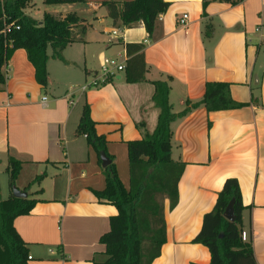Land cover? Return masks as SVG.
Instances as JSON below:
<instances>
[{
  "label": "crops",
  "instance_id": "obj_1",
  "mask_svg": "<svg viewBox=\"0 0 264 264\" xmlns=\"http://www.w3.org/2000/svg\"><path fill=\"white\" fill-rule=\"evenodd\" d=\"M127 1L132 0L65 5L32 0L24 10L39 22L46 13L62 19L76 14L81 20L72 29L74 42L63 51L65 62L53 59L49 49L46 87L38 84L27 52L18 49L5 68L7 83L0 91V174H9L11 158L22 162L16 186L29 188L28 198L38 201L29 215L14 223L28 246L29 264H95L106 259L100 240L118 210L95 196L106 189V167L77 130L89 106L97 132L106 137L108 154L129 189L128 142L142 140L157 128V81L169 83L176 114L188 101H202L208 82L230 83L237 102L250 103L253 94L258 102L210 114L201 106L172 123V159L186 168L177 207L170 210V202H165L167 242L153 264L210 262L208 248L192 241L231 178L241 188L247 242L253 245L257 264H264V0L238 5L228 0H164L170 8L159 16L152 35L143 23L127 28L109 17L106 2L122 6ZM184 15L189 18L182 26ZM127 44L145 45L146 80L127 83L124 71L84 92L107 54L126 65ZM39 176L43 178L36 183ZM0 197L7 200L1 182Z\"/></svg>",
  "mask_w": 264,
  "mask_h": 264
},
{
  "label": "trees",
  "instance_id": "obj_2",
  "mask_svg": "<svg viewBox=\"0 0 264 264\" xmlns=\"http://www.w3.org/2000/svg\"><path fill=\"white\" fill-rule=\"evenodd\" d=\"M47 5L81 4L86 0H43ZM238 5L243 0H228ZM32 0H0V91L7 83L5 68L18 49L27 52L28 59L35 68L38 84L48 85L49 49L52 58L63 61V51L74 42L72 29L81 23L76 14L66 18H57L46 13L39 22L24 13ZM109 17L121 21L123 26L131 28L143 23L148 34L154 32L156 21L170 8L164 0H132L120 6L117 2H106ZM208 2L203 4V15L207 17ZM14 24L10 32L4 34L6 26ZM206 36L210 37L212 26L206 27ZM144 44H127L125 77L127 83H139L146 80L147 65ZM156 92L154 102L160 108L158 125L153 134L142 140L128 142L130 160V188L122 183L114 157L108 154L107 139L97 132V123L91 118L89 106L84 108L77 135L86 136L88 143L101 157L105 153L111 160L106 167V189L95 192L100 203L112 205L118 215L111 219V228L101 238L105 245L106 259L95 264H153L161 255L167 242L164 205L170 202V210L179 203V184L186 164L172 159V123L186 117L194 109L204 106L207 113L238 110L257 104L252 95L250 103H240L231 94V84L226 82H208L202 101L186 103L180 113H174L170 103L171 87L168 82H154ZM212 123H208V129ZM22 169V162L11 158L9 174L11 187L15 186ZM43 176L36 178V183ZM29 188L23 190L28 192ZM235 199L237 219L230 222L224 212L230 201ZM30 198H15L13 194L7 200L0 197V264H29V250L15 228V220L29 215L37 204ZM242 192L237 179L225 182L212 212L206 214L200 233L193 244L208 248L211 260L208 264H257L254 248L250 242L242 240L243 211Z\"/></svg>",
  "mask_w": 264,
  "mask_h": 264
},
{
  "label": "built area",
  "instance_id": "obj_3",
  "mask_svg": "<svg viewBox=\"0 0 264 264\" xmlns=\"http://www.w3.org/2000/svg\"><path fill=\"white\" fill-rule=\"evenodd\" d=\"M1 1L3 2L4 0H1ZM188 18H189L188 15H184L183 18L180 20V24L182 26L186 25ZM13 26H14V24H11L10 26H6L3 33L4 34L9 33ZM257 31L261 32L262 29L258 28ZM112 34L114 37L118 36L117 31H113ZM125 70H126V65L122 62H119L118 59L105 58L101 64V69L98 72V74L94 77V79H92V81L90 83L86 84L82 88V90L84 92H86L90 88H97V87H100L104 84H107V83H109V81L111 79H114L118 73L124 72ZM248 239H249L248 234L245 231H243L242 232V240L244 242H247ZM29 259H30V257H29Z\"/></svg>",
  "mask_w": 264,
  "mask_h": 264
},
{
  "label": "water",
  "instance_id": "obj_4",
  "mask_svg": "<svg viewBox=\"0 0 264 264\" xmlns=\"http://www.w3.org/2000/svg\"><path fill=\"white\" fill-rule=\"evenodd\" d=\"M101 159L103 162V167H107L108 165L111 164V160L108 158V156L105 153L101 154ZM13 196L15 198H23V199H27L29 197L28 192L21 191L16 186H13ZM235 203H236L235 199H232L224 212V217L230 222H235L237 219L235 213Z\"/></svg>",
  "mask_w": 264,
  "mask_h": 264
},
{
  "label": "rangeland",
  "instance_id": "obj_5",
  "mask_svg": "<svg viewBox=\"0 0 264 264\" xmlns=\"http://www.w3.org/2000/svg\"><path fill=\"white\" fill-rule=\"evenodd\" d=\"M39 3H41V2L39 1ZM39 9H40L41 12L46 11L45 7H43L42 5H39ZM106 58H108V59H118L119 57H116L113 54H107ZM118 60H119V62H122V60L120 58ZM0 182H1V186H2V188L4 190V195H5L6 199H7V195L12 194L10 175L8 173L2 172L0 174ZM15 186H16V184H15ZM16 187L18 188V186H16ZM21 191H23V190H21Z\"/></svg>",
  "mask_w": 264,
  "mask_h": 264
}]
</instances>
